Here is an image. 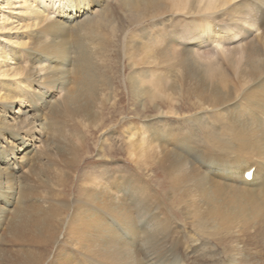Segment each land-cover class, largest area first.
Listing matches in <instances>:
<instances>
[{"label": "bare ground", "instance_id": "6f19581e", "mask_svg": "<svg viewBox=\"0 0 264 264\" xmlns=\"http://www.w3.org/2000/svg\"><path fill=\"white\" fill-rule=\"evenodd\" d=\"M64 1L0 0V83L9 88L0 87V144L7 143V148L0 147V222L9 220L8 242L23 245L16 251L0 248V264L5 260V264H142L130 245V232L145 235L141 238L147 245L140 249L149 255V264L154 254L153 264H180L189 252L178 255L179 243L189 238L188 233L195 241L203 235L194 232L193 225L203 232L213 229L214 236H223L220 239L237 241L226 264H248L235 251L243 247L241 232H249L256 223L259 229L264 227V120L252 109L253 103L264 113V0H120L140 22L148 18L154 24L166 13L175 16L170 25L173 37L171 32L154 36L158 22L153 29L147 23L134 37L125 33L122 47L131 71L123 81L129 96L138 105L143 99L152 102L158 114L151 119L159 120L179 119L182 112L175 105L186 96L191 110H210L219 128L204 118L194 122L201 131L187 136L180 126L178 130L170 127L164 136L154 129L148 132L145 125L138 132L135 126L128 127L126 150L135 161H143L139 173L134 177L118 172L112 181L88 172L71 203L53 196L55 189L70 181L73 166H78L87 150V137L71 124L79 125L82 134L101 126L104 107L111 101L105 89L111 87L94 69L87 42L81 44L70 73L71 33L78 44L77 33L84 30L88 39H98L102 47L103 23L73 24L70 18L87 16L91 3L65 5ZM24 82L29 83L26 90ZM15 85L24 90L15 91L17 96ZM57 92L63 94L57 97ZM158 99L169 102L171 109L162 110ZM42 135L47 141L37 149L31 142H42ZM31 147L37 149L38 158H45V165L26 159L24 151ZM20 160L29 164L26 175L16 171ZM150 167L160 169L161 179L154 175L158 171L149 173ZM252 169L249 180L246 172ZM9 203L14 210L7 209ZM175 212L182 214L184 228L170 217ZM262 231L257 233L264 240ZM61 235L66 236L64 242ZM169 235L180 238L167 249L162 244ZM67 244L75 250L74 256L62 251ZM51 246L57 252L54 257L48 250ZM191 247L190 243L183 250Z\"/></svg>", "mask_w": 264, "mask_h": 264}, {"label": "rangeland", "instance_id": "374dc122", "mask_svg": "<svg viewBox=\"0 0 264 264\" xmlns=\"http://www.w3.org/2000/svg\"><path fill=\"white\" fill-rule=\"evenodd\" d=\"M80 1L82 3L83 2H86V3L90 2L91 3L90 9H89V11H87V16L81 17L78 15L79 17H77V15H76L70 19L74 20L73 24L84 23L86 20H88L90 23H92V24L95 23L96 25H98V22L102 21L103 24H101L102 25L101 27H102L103 33H102V38L100 39V40H102V47H101V45H99L101 41H98V39L97 40L96 39L93 40L91 38L88 39L86 36V33L83 32L84 30L79 31L80 34H78L79 32L77 33L78 39L80 38L79 39L80 42L78 44L73 41L72 36H74V35L71 33V36H70V34H69V36H70L69 39H70V42L72 44L71 47H73V49H72L73 56H72V64H71L72 70L70 71V73L73 74V72H74L75 68H73V67H74L76 57L78 56V54L80 52V48H82V46H83L81 44H83V43L85 44L87 42L89 49L91 50L90 54L94 56V57L92 56V58H91L92 64L94 65V69L96 68L95 70L99 74L100 77H104V79H107L106 81H108V83L111 87L110 89H108V88L105 89V93L106 92L108 93L107 95L109 96L111 101L108 102L106 107H104L103 115H102V122L103 123L101 124V126H98V127L92 126L89 128L88 131H86L83 134L80 133L82 131V129L79 125L76 126L75 124L72 123L71 124L72 127L69 126L70 128L74 129V131H77L79 134H81L82 137H87V143H86L87 144L86 145L87 150L85 153H83V155H82L83 157L81 158V161L78 164V166H73V170H75V172H72L70 181L67 183V185L63 186L61 188H58L57 191L55 189V192L53 193L54 194L53 196L57 197V195H58V198H60V201H63V202L66 201V203L72 202V200L74 199L73 194L76 195L77 194V188L80 187V184H81V186L83 185L82 183L84 181V178H83L84 174L91 173V174H98V175H102V176H109L112 181H115L116 178L118 177V172H121L122 175L125 174L128 176H134V177L139 173L138 172L139 170H137V169H138V166L143 164L142 163L143 161H141V162L135 161V159L133 157H131L129 155L128 151L126 150V141L125 140L127 139V135H128L127 128L130 126H132V127L135 126L134 130L136 131V128H137L138 129L137 132H138L139 129L144 128L143 126L145 125V128L147 129L148 132H152L154 129L155 133L158 134L160 132L159 134H162L163 136L167 135V133L170 132V127H172V128L176 127V129L178 130V128L180 126V127H182V128H180V129H182L181 132H185V134L183 136H187L189 134V132H191V131H201V128L194 122H196V119H198V118H204L207 120V122H211V123H213L214 126L219 128L218 127L219 122H215L211 118L212 115L210 113V110H208V111L205 110L202 112L194 111V109L191 110L188 98L186 96L179 98V100L177 101L178 104L175 105V107H177L182 112V115L179 119L178 118H170V116L168 118L163 119V120L154 119V118L151 119V117H153V116L156 117L158 114V109L156 108V110H154V107H155L154 104L152 102H150L148 99H143V102L141 105L136 104L135 103L136 99H134L132 96H129V93H127L128 91H127L126 87L124 86L125 83H124L123 79L128 75V73L131 70L128 69L129 68V66H128L129 60H128L127 56L124 54V49L122 47V46H124V42L122 40H124L123 38H124L125 33H127V31L131 32L132 37H134L133 34H137L138 31L142 30L141 28H144L145 26H147L149 19L146 18V20L141 21L143 23L142 24L140 22V20H138V17L136 15L134 16V13L130 12V14H129L126 11V9L122 7L120 0H65L64 4L70 5V4H72V2H80ZM99 2H101L102 4H99ZM88 5H86V7H88ZM105 6H107V7H105ZM120 7H122V8H120ZM77 11L78 10H76V11L74 10L75 14ZM71 12L73 13V9H71L68 12L69 16L72 15V14L70 15ZM9 13H7V14H9ZM132 15L135 19L132 17ZM165 15L167 16L166 19H165ZM165 15L163 16L164 19L161 18L155 22H158V24L160 23L159 26H161V24H164L165 26L164 25L161 26L162 28L169 27V28H167L168 31H161L162 30L161 27L156 26L158 28L157 29L158 31H157L156 27L154 26L155 31H153V32L155 33V35L152 32L154 36H156V33L168 35L170 32H171L170 37H173L175 35V33L170 29L171 21L175 20V16H171V14H169V13H166ZM169 17H172V18H169ZM171 19H173V20H171ZM82 20L84 22H82ZM168 21L170 22V24L168 23ZM68 22L70 23L71 21L67 20V24H69ZM155 22H154V24L148 23V27H150V29H153L152 25H156ZM141 25H142V27H139ZM111 26L113 27V29ZM67 27H70V26L67 25ZM71 30H72V28H71ZM108 30H109V32H108ZM136 30H138V31L136 32ZM152 33H151V35H152ZM5 42H7V41L5 40ZM91 42H92V44H91ZM104 43H106V44H104ZM6 44H7V46H9L8 43H6ZM101 49L104 50V52L101 51ZM114 50H115V52H114ZM103 57H106V58L104 59ZM69 64H70V62H66L67 66H69ZM98 69H99V71H98ZM121 69H122V71H121ZM119 79H120V81H119ZM3 83L4 82L0 83V87L2 86V88L6 89V90L9 89V88L3 87L4 86ZM114 83H116V84H114ZM113 85H114V87H113ZM28 86H29V83L24 82V84H23L24 90H26V87H28ZM22 89H23L22 87H21V89H19L18 86L17 87H16V85L13 86V92H15V91L17 93L19 91L22 92V91H24ZM118 90H120V91H118ZM173 91H176V90H173ZM173 91H170L171 94L178 96V94H174ZM16 92H15V95L17 94ZM53 93L55 94L56 90L53 91ZM57 93H58L57 97L61 96L63 94V92H61V93L57 92ZM111 103H112V105H111ZM143 104L146 105V108H143L144 107ZM157 104H160V106L162 107V110L166 111V110L171 109L170 103L169 102H162L161 99L157 100ZM108 108H109V110H108ZM252 109H254L253 114H255V115L257 114L256 116L259 119L264 120V113L258 107H256L253 103H252ZM104 111H105V113H104ZM187 122H189V123H187ZM63 129L69 131V129L67 128L66 125L63 126ZM61 131H63L62 127H61ZM140 131H142V130H140ZM83 135H85V136H83ZM42 139H43L42 142L36 141V140H34L33 143L31 142L32 146L36 145V146H38L37 149H40V147L42 145L44 146V144L47 141V138L43 137V135L41 136V140ZM2 145L5 146V148H7L6 147L7 143H3V141H2L0 144V147ZM178 145H176V147H178V148L184 147L183 145H180V144H178ZM20 147H22V146L20 145ZM112 148H114V149H112ZM37 149L31 147V148L27 149L26 151H24V152H27L26 153V159L30 160V158H31V159H33V161H36L37 163H41V164L45 165L46 164L45 158H40V157L38 158V156L36 155ZM88 149H89V151H88ZM251 151L256 153V151H257L256 147H252ZM230 157H231V159H235L236 155L232 154ZM139 163H142V164L139 165ZM28 165L29 164L27 162L20 160L19 161V168L16 170V171H18L17 173H20L22 175H26L28 173V168H27ZM59 165L61 167H63L62 163H59ZM141 168L143 169L142 170L143 172H146L144 170V166H142ZM60 169L63 170L62 168H60ZM155 171H158V172L154 175L158 176V178L161 179L162 174H161V172H159L160 169H155ZM155 171L151 167L149 168V173L150 172L154 173ZM25 172H27V173H25ZM110 174H112L116 177H112ZM138 177L144 178L143 176H137V178ZM22 181H24V180H22ZM130 183H128V186H127L129 188H131ZM160 183H162V180H160V182L159 181L155 182V184H157V185ZM70 185H72V186H70ZM53 188H56V187L54 186ZM59 189H61V190H59ZM52 190H54V189H52ZM58 190H59V192H58ZM71 195H73V197ZM32 201L34 202V199L30 200V202H32ZM165 206H167V205H165ZM2 207H3V204H2ZM7 207H8L7 209L9 211L15 209V206H13V203H9V206H7ZM133 212H135V211L133 210ZM175 214L177 217L174 216L172 213H170L169 215H170V217L172 215V217L176 220V225L178 227L184 228L185 225L182 223V220L184 222V219L182 218V214L180 212H175ZM7 221L9 222L8 219H4L0 222V224L2 225V226L0 225V236H1L0 248H2L4 251L5 250L6 251H8V250L16 251L17 249L23 248V245H17V244H13L12 242H8L9 238L8 237L6 238V230H5L7 228V225H6L8 223ZM2 222H5V223L2 224ZM256 222H258V221H256ZM142 225H143V227H145L143 222H142ZM142 225H139V227H142ZM256 226L259 227V225L256 223L255 226H253V228L250 229L249 232H245V233L241 232V234L239 235V239L241 241L239 240V242H241V246H243V247H240V250L237 249L235 251L236 253L234 252L235 254L239 253L242 256H244L245 260L247 261L248 264H263V262H264V240H262L263 239L262 237H261L262 239H260L259 234L257 233L258 231H260L261 228L264 230V227H261L259 229ZM198 227L196 225H193L190 227L191 229L194 230V232L200 231L203 234L201 236H198L199 239L196 237L198 240L195 241L193 238H190V234L188 233L189 238L184 240L182 243H179L180 244L179 248H182L183 253L181 251H179L178 255H184V254L189 252L184 261L180 260V261H182L180 264H226V262L229 260L228 256L230 255V252H231L230 247H232V245L237 246V241L234 243V242H231L230 240L220 239V237L223 238V236L222 235H219L217 237L214 236L213 229L211 231L203 232L201 230V228L200 227L198 228ZM141 230H143V228ZM255 231L257 234L254 233ZM130 233H131L130 234L131 235V240H130L131 244L130 243L129 244L131 246L134 245L133 247L138 251L139 256H140L139 258H141V260H142V264H149V262H148L149 261L148 260L149 255H147L148 257H146V255L143 254V250H141L143 247L145 248V246L147 245V244H143L144 242L142 241V238H144L145 235L132 233V232H130ZM254 234H256L258 237ZM206 235L207 236L209 235V236L205 237ZM262 235H264V231H262ZM61 236H63L61 239L64 242L65 241L64 239L66 238V236H64V235H61ZM181 236H185V235L182 233ZM254 236H256V237H254ZM201 237H204L203 240L200 239ZM179 238H180V235L179 236L174 235L171 238L169 235V237L166 239L167 242L165 241V243L162 245H165V248L170 249L171 242L173 243L174 241L179 240ZM124 239H125V236H124ZM187 242H189V243H187ZM190 243L192 244V247H191L192 249H189V250L187 249L186 251H184L183 249L187 248ZM162 245L160 247H162ZM228 245H230V246H228ZM68 246H69V244H67V248L63 247L62 251L66 255H67V253H69L70 256H74L75 250H72ZM172 246H174V245H172ZM200 248H205V250H207V251L209 250L208 251L209 253L206 255L205 250H199ZM48 250L52 251L53 257H54V255H57V252H55L54 247L51 246V249H48ZM238 250H239V252H238ZM231 254H233V253H231ZM220 255H221V257H220ZM4 256L6 257V255H4ZM153 256H157V254L150 256L151 264L154 263ZM169 256H170V253L168 254V257ZM5 263H6V260L3 262V264H5Z\"/></svg>", "mask_w": 264, "mask_h": 264}]
</instances>
